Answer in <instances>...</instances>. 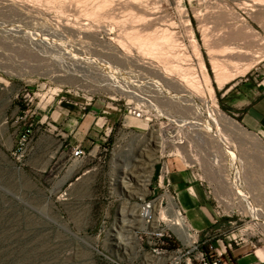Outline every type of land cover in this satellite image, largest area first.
Listing matches in <instances>:
<instances>
[{
	"label": "rangeland",
	"instance_id": "rangeland-1",
	"mask_svg": "<svg viewBox=\"0 0 264 264\" xmlns=\"http://www.w3.org/2000/svg\"><path fill=\"white\" fill-rule=\"evenodd\" d=\"M102 1L0 0V264H199L216 239L264 261V140L235 105L264 86V0ZM132 34H167L168 61L198 88L181 90ZM224 56L255 63L218 87L210 61ZM84 123L73 161L55 134ZM171 162L201 180L220 226L198 249L172 237L157 253L138 208Z\"/></svg>",
	"mask_w": 264,
	"mask_h": 264
},
{
	"label": "crops",
	"instance_id": "crops-1",
	"mask_svg": "<svg viewBox=\"0 0 264 264\" xmlns=\"http://www.w3.org/2000/svg\"><path fill=\"white\" fill-rule=\"evenodd\" d=\"M236 107L243 108L240 116L241 125L248 131L259 135L264 140V86L247 88L242 96L236 98ZM71 115H76L73 111H67ZM90 124H81L73 136L66 140L67 133L59 130L56 134L58 147L63 146V151L69 159H72L71 149L85 145V138L80 133H84ZM63 152V154H64ZM73 160V159H72ZM169 167V164H167ZM169 189L173 191L184 212L189 226L198 233H203L205 237L209 232L219 227V222L215 218L208 205V195L202 182L196 178L195 173L180 163H170L168 175ZM206 240H204L205 242ZM210 242V241H209ZM212 245V244H211ZM215 245V246H214ZM214 247L224 252L228 244H224L221 239L214 240ZM230 247V246H229ZM238 252L231 251L230 255L234 264H263V259L259 254H253L249 250Z\"/></svg>",
	"mask_w": 264,
	"mask_h": 264
},
{
	"label": "bare ground",
	"instance_id": "bare-ground-1",
	"mask_svg": "<svg viewBox=\"0 0 264 264\" xmlns=\"http://www.w3.org/2000/svg\"><path fill=\"white\" fill-rule=\"evenodd\" d=\"M106 1L107 0H103L102 4L97 6V7L105 6ZM129 1H131V0H126V2H124V4L128 3ZM133 4H135V3H133ZM149 4H150V2H149ZM125 5H127V4H125ZM135 6L138 8V9L136 8L137 10L142 9V7H143V5H141L140 3L139 4L137 3V5H135ZM93 13H95V12L93 11ZM220 17H219V19H221ZM130 39L136 43L138 48L144 54L148 55L150 58L154 57L158 61L162 62L164 64L163 67H161L162 71L166 75L168 74V75H172L173 77H175L176 80L175 79L174 80L177 81L178 84L181 86V90H183L185 92V89L191 90V89L198 88L197 81L192 76H189V74L187 76V74L183 72L184 69H182V67L169 62L170 59L177 58L178 54H175L172 51L173 44H172L171 38L167 34L158 35V36L149 35V34H132V35H130ZM241 52L242 51L240 49H238L237 47H231V48H228L226 50H223L222 54H225V53H232V54L235 53L236 54V53H241ZM243 53H246V52H243ZM235 54H233V55H235ZM226 57L224 59H221L222 57L221 58L212 57L211 61H210L212 71H213V75H214V80H215V83L217 84L218 87H221L224 84H227L228 82L232 81L233 79H235L238 76L245 75L250 70V68L253 66V64L255 63V60L253 58H249V60L246 61L245 63H243L241 65H237L234 63V60L230 59V57L229 58H226ZM231 58H233V57H231ZM254 58H255V56H254ZM158 66H160V65H158ZM228 66H230L231 69ZM202 67H203V63L200 60V68H202ZM203 79H204V83L207 87V90L209 91V93H212L213 89L210 85V80H209L208 76L204 74ZM187 92H189V91H186V93ZM182 156L184 157V155H182ZM234 190H235V192L240 193L238 188L234 187ZM165 200H166V207L167 208H166V213H163L161 216L162 220L165 221L166 225L177 235V237L180 239V241L184 245H190L192 243V241H191L192 235L189 232L190 226L186 223L184 216L179 214L177 205L171 199V197L169 195H167L165 197ZM255 215H257V214H255Z\"/></svg>",
	"mask_w": 264,
	"mask_h": 264
},
{
	"label": "built area",
	"instance_id": "built-area-1",
	"mask_svg": "<svg viewBox=\"0 0 264 264\" xmlns=\"http://www.w3.org/2000/svg\"><path fill=\"white\" fill-rule=\"evenodd\" d=\"M133 114H135L136 117L140 116L139 111H133ZM71 155L73 161H78L84 156V150L80 147H73L71 149ZM168 175V165L166 163L161 164L155 175V188L158 189L159 193L156 195L153 193V197L149 200H141L138 208L140 220L146 226L144 229L145 233L156 241L154 251L157 253L162 252L164 250L163 247L172 244V237L181 242L177 235L166 226L165 221L161 218L162 214L166 213L167 207L165 197L167 195L176 203L179 214L184 216L188 223L184 212L179 206L176 194L169 189ZM189 232L194 237V240L190 246L184 247H190L191 250L198 249V232L193 230L191 226ZM229 246L230 244H228V247ZM199 255V264H233L227 255H225V251L222 252L211 244L208 245L207 253L199 251Z\"/></svg>",
	"mask_w": 264,
	"mask_h": 264
},
{
	"label": "trees",
	"instance_id": "trees-1",
	"mask_svg": "<svg viewBox=\"0 0 264 264\" xmlns=\"http://www.w3.org/2000/svg\"><path fill=\"white\" fill-rule=\"evenodd\" d=\"M202 249H204V252L207 253V248L204 246ZM228 258L230 259V261L234 264V260L233 258L231 257L230 253H228Z\"/></svg>",
	"mask_w": 264,
	"mask_h": 264
}]
</instances>
